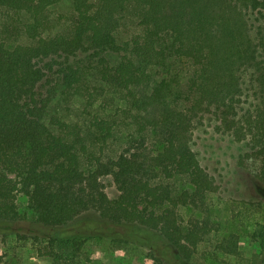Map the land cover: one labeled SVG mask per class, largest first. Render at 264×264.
Returning a JSON list of instances; mask_svg holds the SVG:
<instances>
[{
	"label": "trees",
	"instance_id": "16d2710c",
	"mask_svg": "<svg viewBox=\"0 0 264 264\" xmlns=\"http://www.w3.org/2000/svg\"><path fill=\"white\" fill-rule=\"evenodd\" d=\"M61 1L0 0V227L24 220L17 204L23 193L40 226L66 228L93 211L134 229L131 241L148 248L149 264H165L157 240L189 261L217 230L207 201L215 178L193 147L196 122L210 110L222 122L235 116L248 71L259 104L246 130L264 179V24L251 36L245 13L261 12L264 0H72L68 21L53 34L50 8ZM128 13L139 30L119 43ZM82 54L95 63L96 84L88 81ZM109 54L120 56L112 61ZM185 61L195 68L182 88L174 69ZM109 91L124 106L119 116L100 118L89 107ZM77 95L87 101L82 122L57 111ZM124 128L131 130L126 143L108 155L107 145ZM150 133L161 149L149 145ZM108 176L117 198L106 191ZM177 178L190 188L177 192L170 182ZM183 208L200 215L183 219ZM257 238L264 246V232Z\"/></svg>",
	"mask_w": 264,
	"mask_h": 264
},
{
	"label": "rangeland",
	"instance_id": "374dc122",
	"mask_svg": "<svg viewBox=\"0 0 264 264\" xmlns=\"http://www.w3.org/2000/svg\"><path fill=\"white\" fill-rule=\"evenodd\" d=\"M73 11L72 0H62L51 6L50 19L53 25L51 33L61 29ZM248 17L250 35L257 37L259 25L264 24V8L245 10ZM3 13L0 11V20ZM139 30L137 18L126 14L117 32L119 43L127 41ZM48 34V33H47ZM82 54V63L89 68L87 74L90 84H96L94 65ZM116 61L119 54H109ZM174 69L178 72L181 87L185 88L188 78L193 74L194 66L181 62ZM256 81L251 71L243 74V93L237 102L236 115L227 116L221 121L213 110L199 116L194 130L193 147L197 151L201 164L215 178L216 188L209 192L207 201L211 217L217 226L202 242L189 261L183 260L176 249L165 245L161 240L153 241L156 252L165 264H264V246L258 234L264 232V179L261 175V161L254 154L253 143L246 130V118L259 104L256 94ZM107 95V96H103ZM108 97H115L111 101ZM83 96H75L71 102H64L58 107L59 115L82 122L88 113L84 112ZM66 105L69 110L65 109ZM124 103L113 91L100 93L89 111L99 117L119 116V108ZM237 127V134L234 128ZM242 127V128H241ZM131 130L123 129L109 142L106 152L116 156L124 146ZM149 145L161 149L153 133L149 134ZM170 182L177 192L190 188L184 178ZM106 191L111 198L119 196L113 178H104ZM18 209L24 220L13 223L10 229L0 227V256L3 264H149L151 258L147 247L131 241L137 232L125 225H114L104 221L96 212H88L69 227L62 229L47 228L38 225L36 214L31 208L28 197L17 195ZM183 219L199 216L192 208L180 211ZM4 232V233H2ZM27 233L20 237L18 233ZM29 233V234H28ZM41 235L42 238H33ZM58 240L51 241L48 237ZM62 236L76 237L77 241L64 242ZM127 238L130 241L117 240ZM53 253L56 255L53 256ZM57 257V258H56Z\"/></svg>",
	"mask_w": 264,
	"mask_h": 264
}]
</instances>
